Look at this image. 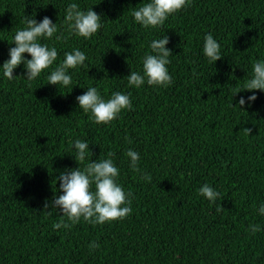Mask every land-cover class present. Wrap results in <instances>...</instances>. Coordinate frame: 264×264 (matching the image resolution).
Masks as SVG:
<instances>
[{"label": "trees", "instance_id": "obj_1", "mask_svg": "<svg viewBox=\"0 0 264 264\" xmlns=\"http://www.w3.org/2000/svg\"><path fill=\"white\" fill-rule=\"evenodd\" d=\"M149 2L0 0V68L26 16L57 25L39 42L58 52L33 81L24 64L12 80L0 70V264H264V91L243 87L264 60V0H191L162 27L145 29L131 12ZM71 3L102 17L90 39L69 34ZM208 34L220 44L216 63L203 53ZM166 35L172 84L130 87L126 77L142 74L143 58L155 54L151 42ZM76 49L87 59L68 70L72 83L48 84ZM90 87L105 101L128 95L131 110L96 124L77 101ZM76 140L89 144L81 169L114 153L116 183L132 194L127 218L53 228L62 212L44 205L62 194L60 174L79 168ZM129 149L139 154L141 172L131 169ZM205 184L220 193L215 203L199 195ZM252 225L260 231L252 234Z\"/></svg>", "mask_w": 264, "mask_h": 264}, {"label": "clouds", "instance_id": "obj_2", "mask_svg": "<svg viewBox=\"0 0 264 264\" xmlns=\"http://www.w3.org/2000/svg\"><path fill=\"white\" fill-rule=\"evenodd\" d=\"M190 2L191 0H150L149 3L133 8L131 14L137 24L142 25L145 29H155L162 27L170 16L187 7ZM101 19L102 17L93 8L82 11L76 3L69 4L66 9L65 23L70 35L74 34L90 39L102 27ZM24 23L26 27L16 30L10 44L15 45L9 49L10 59L4 62L0 68L3 76L9 80L15 78L13 72L21 64L25 65L26 79L33 81L57 60V49L55 47L49 49L47 44L39 42L41 38H52L57 32V25L53 24L47 16L39 23L36 19L26 16ZM57 39H64V37L60 36ZM168 44L167 35L151 42L150 47L155 54H147L143 58L142 74L131 71V74L126 77L130 87L140 88L145 84V81L149 86L168 87L172 84V77L167 68V65L170 64L169 57L172 55V52L167 48ZM26 53L31 59L25 60ZM203 53L209 62L216 63L222 59L220 44L211 34L204 38ZM86 59L85 53L79 49L66 53L63 62L48 75V84L59 86V88L69 86L72 83V77L68 74V70L83 66ZM243 87L244 91L248 92L264 91V60L254 63L252 77L246 79ZM256 99V95L248 97L251 102ZM77 101L80 109L85 113H91L90 119L96 124H109L117 119L122 110H131L132 108L128 95L114 92L111 98L105 101L96 87L88 88L83 95L77 97ZM245 104V99L241 97L239 108H243ZM244 131L251 134L250 129L245 128ZM74 148L76 150L74 158L79 164V168L66 170L60 174L58 192L62 194L54 196L51 205L47 201L44 205L45 210L52 207L54 210L59 209L62 212L60 221L55 223L53 228L68 229L72 225L80 223L81 218L92 225H103L107 222L123 220L131 215L129 197L132 194L126 193L116 183L119 170L111 159L114 153L109 152L107 159L101 155L98 161L87 163L81 169L80 165L84 164L87 153L90 151L89 144L76 140ZM126 155L130 158L131 169L134 172H141L138 167L139 154L129 149ZM141 179L150 182L152 177L142 174ZM93 185L95 190H93ZM199 195L213 203L220 197V193L207 184L199 189ZM259 211L261 215H264V205ZM51 213L48 211L49 215ZM249 231L255 234L260 231V227L252 225ZM89 248L95 251L99 248V244L93 241L89 244Z\"/></svg>", "mask_w": 264, "mask_h": 264}]
</instances>
